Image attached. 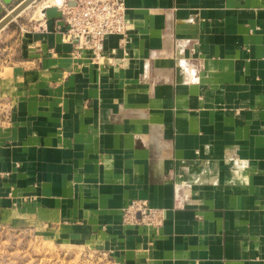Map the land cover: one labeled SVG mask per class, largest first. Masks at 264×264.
Wrapping results in <instances>:
<instances>
[{
  "label": "crops",
  "instance_id": "obj_1",
  "mask_svg": "<svg viewBox=\"0 0 264 264\" xmlns=\"http://www.w3.org/2000/svg\"><path fill=\"white\" fill-rule=\"evenodd\" d=\"M123 1L99 62L73 0L0 29V220L94 264H264V0ZM136 198L161 226L122 223Z\"/></svg>",
  "mask_w": 264,
  "mask_h": 264
},
{
  "label": "built area",
  "instance_id": "obj_2",
  "mask_svg": "<svg viewBox=\"0 0 264 264\" xmlns=\"http://www.w3.org/2000/svg\"><path fill=\"white\" fill-rule=\"evenodd\" d=\"M61 4V17L67 24L63 40L74 41L90 51L91 60L104 58V40L108 35L124 36L128 24L123 0H73ZM35 25L33 26V28ZM125 225L159 227L164 221L163 209L151 206L146 199H132L121 210Z\"/></svg>",
  "mask_w": 264,
  "mask_h": 264
},
{
  "label": "rangeland",
  "instance_id": "obj_3",
  "mask_svg": "<svg viewBox=\"0 0 264 264\" xmlns=\"http://www.w3.org/2000/svg\"><path fill=\"white\" fill-rule=\"evenodd\" d=\"M49 1L36 0L23 14L31 15ZM90 251L82 246L61 245L47 226L0 220V264H94L96 253Z\"/></svg>",
  "mask_w": 264,
  "mask_h": 264
},
{
  "label": "water",
  "instance_id": "obj_4",
  "mask_svg": "<svg viewBox=\"0 0 264 264\" xmlns=\"http://www.w3.org/2000/svg\"><path fill=\"white\" fill-rule=\"evenodd\" d=\"M35 0H21L14 7H12L7 13L0 18V29L3 28L8 22L16 17L21 11L28 7ZM12 0H0V13L5 5H9Z\"/></svg>",
  "mask_w": 264,
  "mask_h": 264
},
{
  "label": "bare ground",
  "instance_id": "obj_5",
  "mask_svg": "<svg viewBox=\"0 0 264 264\" xmlns=\"http://www.w3.org/2000/svg\"><path fill=\"white\" fill-rule=\"evenodd\" d=\"M52 2H54V0H52Z\"/></svg>",
  "mask_w": 264,
  "mask_h": 264
}]
</instances>
